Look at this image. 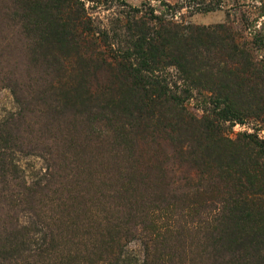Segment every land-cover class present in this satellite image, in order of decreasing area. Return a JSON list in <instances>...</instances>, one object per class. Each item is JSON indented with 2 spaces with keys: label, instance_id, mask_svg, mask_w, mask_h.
I'll list each match as a JSON object with an SVG mask.
<instances>
[{
  "label": "rangeland",
  "instance_id": "rangeland-1",
  "mask_svg": "<svg viewBox=\"0 0 264 264\" xmlns=\"http://www.w3.org/2000/svg\"><path fill=\"white\" fill-rule=\"evenodd\" d=\"M196 1L217 8L0 0V137L11 146L0 167V264H248L249 249L231 243L232 184L197 148L200 126L179 123L168 103L136 107L112 60L129 47L135 8L224 23L264 59V0ZM160 75L181 84L175 68ZM207 97L190 89L184 105L210 116ZM221 124L230 137L253 127Z\"/></svg>",
  "mask_w": 264,
  "mask_h": 264
},
{
  "label": "trees",
  "instance_id": "trees-1",
  "mask_svg": "<svg viewBox=\"0 0 264 264\" xmlns=\"http://www.w3.org/2000/svg\"><path fill=\"white\" fill-rule=\"evenodd\" d=\"M186 1L196 4L200 12L217 8ZM148 9L141 13L135 8L127 16L129 47L112 56L116 72L125 80L121 87L127 86L129 101L138 98L136 107L168 103L174 108L171 116L179 123L200 126L197 148L210 159L219 179L232 184L227 200L231 215L227 218L239 234L231 243L249 249L248 264H264V59H255L224 23L177 22ZM54 26L59 25L56 22ZM166 68H175L182 75L180 85L160 75ZM190 89L207 91L210 116L186 108ZM247 121L253 127L234 133V137L223 132L222 122ZM0 143L1 167L11 146L3 137Z\"/></svg>",
  "mask_w": 264,
  "mask_h": 264
}]
</instances>
